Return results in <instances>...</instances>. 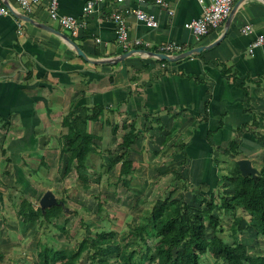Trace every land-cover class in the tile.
Masks as SVG:
<instances>
[{"label":"crops","instance_id":"crops-1","mask_svg":"<svg viewBox=\"0 0 264 264\" xmlns=\"http://www.w3.org/2000/svg\"><path fill=\"white\" fill-rule=\"evenodd\" d=\"M5 1L23 15L12 0ZM87 1L57 0L61 16L82 24L73 34L50 20L44 6L27 16L67 35L85 59L34 24L0 17V203L9 192L16 199L21 191L34 199L58 184L64 170L59 138L67 132L62 120L79 107L105 109L99 122H87L86 131L100 152L109 153L110 161L98 164L110 166L108 171H119L122 136L130 129L140 132L126 152L134 171L130 186L139 182L148 188L138 192L140 200L156 185L157 198L171 186L170 200L191 207L197 202L198 208L203 199L216 198L217 187L232 192L223 177L234 163L248 160L258 171L264 164V43L252 45L264 38V0H236L227 29L224 22L200 39L184 28L202 14L196 0L143 4L157 21L154 29L127 12L136 6L132 1L99 0L92 13L83 14ZM114 12L125 19L130 40L141 41L137 50L155 52L161 43L174 42L185 52L218 42L175 62L135 53L107 63L123 54L115 41ZM245 26L251 32L242 33ZM231 145L237 147L235 155ZM93 157L98 155L88 157V170ZM220 213L213 211L219 219ZM239 224L238 233L252 232L244 217Z\"/></svg>","mask_w":264,"mask_h":264},{"label":"trees","instance_id":"trees-1","mask_svg":"<svg viewBox=\"0 0 264 264\" xmlns=\"http://www.w3.org/2000/svg\"><path fill=\"white\" fill-rule=\"evenodd\" d=\"M165 63L166 61L161 60ZM105 109L103 107H79L71 109L62 120V126L67 129L65 135L59 138V161L64 162L61 174L63 180L72 172L76 175L77 184L82 190H87L89 181L87 175V159L90 155L101 154L93 143L95 136L87 133V122H99ZM117 127L112 128L113 134ZM140 132L130 129L121 138L122 149L117 181L128 188L133 179L132 162L127 158L129 146L139 137ZM255 139L262 142V137L255 134ZM229 150L235 155L234 145ZM44 167V162H41ZM110 166L106 170H110ZM223 180L232 185V192L227 194L216 189L214 199H203L198 208L189 206L182 199L170 200L173 192L167 190L157 198L150 210L140 218L137 224L128 225L124 232L102 229L92 232L85 228L84 235L74 245L63 248L48 246L38 240L35 244L36 264H83L81 257L86 254L87 264H200L205 254H211L216 262L222 264H264V253L253 257L247 254L243 245L234 237L237 233L239 218L233 217L230 230L233 234L231 243L225 242L220 234L223 232L221 220L213 215L217 208L224 214H231L240 209L247 217V224L254 232L256 239L264 240V164L254 176L243 177L237 163ZM44 192L35 198L36 208L32 198L26 192H20L11 206L16 217L24 221L39 220V227L50 225V220L58 218L66 209L63 199H56L63 206L56 205L45 209L39 208V199ZM97 198V197H95ZM95 214L108 219L106 211L97 202ZM207 229L210 236H206ZM61 232L67 233L64 227ZM156 240L153 247L149 241ZM134 245L128 249L130 243Z\"/></svg>","mask_w":264,"mask_h":264},{"label":"rangeland","instance_id":"rangeland-1","mask_svg":"<svg viewBox=\"0 0 264 264\" xmlns=\"http://www.w3.org/2000/svg\"><path fill=\"white\" fill-rule=\"evenodd\" d=\"M116 155L118 156V153ZM92 159L90 170L88 168L84 173L87 175L89 181L87 190H82L77 184L74 172L64 180H57L58 184L56 186L49 185L50 192L56 198L65 201L64 207L66 209L58 218L51 219L50 225L47 227H45L46 225L39 227V220L37 219L29 222L17 218L14 208L11 206L16 200L15 196H12V193L9 192L8 198L1 200L0 264H36L35 244L38 240L48 246L63 248L66 245L71 246L79 242L84 235L86 227L92 232H98L102 229L124 232L128 229V225L137 224L140 218L150 210L153 200L157 199V185L152 188V195L150 194L140 200L139 198L142 195L138 194V192L146 193L148 192V188L139 182L135 183L134 186L129 185L130 187L125 188L117 181V170L112 169L108 171L105 169V165L98 166L99 162L103 161V159H106L107 162L110 161L109 153L101 152V154H98V157H93ZM57 176L60 178L59 174ZM54 181L56 182V180ZM36 184L38 185L37 189H42L40 187L43 186L41 183L36 182ZM31 186L34 185L31 183ZM169 187H167L168 190H170ZM217 189H220V187H217ZM138 199L139 202L137 201ZM97 202L101 203L109 216V220L102 219L104 214H101L102 216L95 214ZM197 204L196 202L193 207L197 208ZM32 205L34 208L37 207L35 197L32 199ZM240 211V209L239 212L236 211L233 216L231 214L220 213L221 225L223 227L220 237L227 243H231L235 237L237 242L241 241L245 243L243 245L247 254L253 257L261 256L264 253V240L256 239L253 231L247 232L245 229H240L241 232L238 233L237 231L234 237L231 234L229 225L233 217L239 216L240 219L243 217L247 219L244 213ZM238 225L240 226V224ZM61 227H64L67 233L61 232ZM210 233V230L207 229L206 236L209 237ZM149 242L150 247H153L156 240L151 239ZM133 247L134 245L131 242L128 249H132ZM81 263H88L86 254L81 257ZM144 264L153 263L145 262ZM200 264L222 263L216 262L211 254L207 253L201 258Z\"/></svg>","mask_w":264,"mask_h":264},{"label":"built area","instance_id":"built-area-1","mask_svg":"<svg viewBox=\"0 0 264 264\" xmlns=\"http://www.w3.org/2000/svg\"><path fill=\"white\" fill-rule=\"evenodd\" d=\"M4 0H0V17L11 16L10 11L4 5ZM18 7L21 14L28 16L33 14L38 8L44 6V10L49 19L54 21L62 30L67 33H75L80 26L78 20L61 16L58 13L57 0H12ZM117 4L124 3L126 1H132L135 3V7L127 12L134 16L136 21L142 23L144 26L150 29L157 27V21L155 17L142 10V5L145 3H151L156 6H166L165 0H113ZM202 6V14L199 18L193 19L190 22L184 24V28L192 33L196 39H200L208 35L212 30H216L226 21L231 12V8L236 0H196ZM44 3V4H43ZM99 3V0H88L83 7V14H90ZM111 19L115 27V41L122 53L130 50H137L141 46L139 39L130 40L127 31L125 19L118 13L111 14ZM242 33L247 34L251 32L250 26L243 27ZM264 43V38L259 37L255 43L256 45ZM143 51V50H141ZM182 48L180 45L174 42L161 43L158 46V51L155 53L164 54L167 56H174L180 54ZM145 55L140 52L136 54ZM146 56V55H145Z\"/></svg>","mask_w":264,"mask_h":264},{"label":"water","instance_id":"water-1","mask_svg":"<svg viewBox=\"0 0 264 264\" xmlns=\"http://www.w3.org/2000/svg\"><path fill=\"white\" fill-rule=\"evenodd\" d=\"M3 2H4V5L10 11V14L12 16L17 18L18 20H22V21L34 24L36 27L58 36L60 39H62V41L66 45H68L70 48H72L76 52V54L78 56H80V57L85 59V56L82 53V51L79 49V47L67 35H65L64 33H61V32H59V31H57V30H55L52 27H49L47 25L33 23V21L29 17H27L25 15H17L15 13H13V11H11V9L9 8L7 2L5 0ZM229 21H230V15L227 17V19L225 21L226 22L225 29H227V27L229 25ZM217 42L213 43L210 46L197 47V48L182 52V53L174 55V56H167V55L160 54V53L147 52V51H141V50H130L128 52L123 53L120 57H118V58H116V59H114L112 61H106V62L107 63H116V62L122 61L123 59L135 54L136 52L143 53L146 56L153 57V58H156V59H159V60L168 61V62H175V61H178V60H182V59H184V58H186L188 56H191L192 54L201 53L204 50H208L211 47H213L215 44H217ZM97 63H99V62H97ZM237 166H238V169H239V171H240V173H241V175L243 177H245V176H254V175H256L258 173V171L256 169L251 167L250 162L248 160H239L237 162ZM38 203H39V208H40L42 213H44L45 209H48V208H50L52 206H56V205L63 206V204L61 202H59V203L57 202L55 196L50 191H46L42 195V197L39 199ZM66 212H67V210H66Z\"/></svg>","mask_w":264,"mask_h":264}]
</instances>
